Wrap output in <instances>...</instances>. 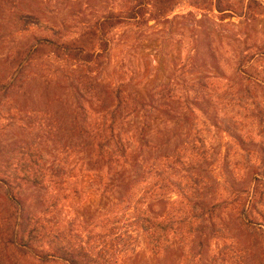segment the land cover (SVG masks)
Instances as JSON below:
<instances>
[{
    "label": "rangeland",
    "instance_id": "rangeland-1",
    "mask_svg": "<svg viewBox=\"0 0 264 264\" xmlns=\"http://www.w3.org/2000/svg\"><path fill=\"white\" fill-rule=\"evenodd\" d=\"M217 1L0 0V175H44V184L26 188L42 213L61 189L54 191L51 181L70 180L85 194L73 196L58 215L74 221L85 239L94 237L111 200L96 196L94 173L83 179L90 162L76 119L81 105L90 113L102 109L79 101L75 88L87 72L83 59L69 61L49 39L59 33L63 42L81 39L78 47L89 53H105L109 41L92 76L105 84H139L142 94L170 82L217 83L205 95L190 94L188 137L178 130L174 144L178 151L186 139L204 145L207 202L237 189L238 199L231 197L219 218L206 223L202 246L199 240L195 245L197 259L187 261L177 244L156 258L142 251L123 254L121 264H264V0H221L225 13ZM133 11H141L137 20L128 18ZM109 16L125 22L82 38ZM258 187L262 200L253 199ZM159 210L165 213V202Z\"/></svg>",
    "mask_w": 264,
    "mask_h": 264
},
{
    "label": "trees",
    "instance_id": "trees-1",
    "mask_svg": "<svg viewBox=\"0 0 264 264\" xmlns=\"http://www.w3.org/2000/svg\"><path fill=\"white\" fill-rule=\"evenodd\" d=\"M216 8L220 13L226 12L221 0ZM140 14L141 11H133L128 18L137 20ZM124 22L119 16L106 17L82 38H96L95 28L104 32L106 27L115 29ZM49 40L69 61L83 59L87 64L83 65L87 72L75 89L79 101L102 111L92 108L90 113L84 105L79 108L76 133L83 140L90 162L83 179L89 172L94 173L96 196L111 201L98 216L94 237L85 239L73 229L74 221L58 215L73 196L85 194L74 189L70 180L51 181L54 191L56 186L61 189L50 195L47 211L42 213L32 206L26 188L44 184V175L36 172L34 179L26 174L0 175V264H121L123 254L142 251L156 258L170 253L177 244L188 255L187 261L193 255L197 259L201 253H196L195 245L199 240L198 245L202 246L206 223L212 225L219 218L220 206L231 197L236 195L238 199V189L220 201L207 202L202 197L203 176L207 172L204 145L198 148L185 138L178 151L174 140L178 130L188 137L190 94L205 95L217 83L170 82L142 94L139 84H105L92 76L91 68L101 66L111 45L109 41L104 43L105 53H89L78 47L81 39L63 42L59 33ZM175 103H179L177 108ZM175 194L178 199L172 200ZM257 196L262 200L259 187L253 199ZM162 202L166 203L165 213L159 210ZM247 207L244 202L241 215Z\"/></svg>",
    "mask_w": 264,
    "mask_h": 264
}]
</instances>
